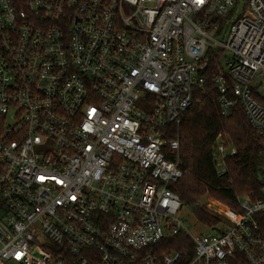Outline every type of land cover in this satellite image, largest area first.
I'll list each match as a JSON object with an SVG mask.
<instances>
[{"label":"built area","instance_id":"2783aa9c","mask_svg":"<svg viewBox=\"0 0 264 264\" xmlns=\"http://www.w3.org/2000/svg\"><path fill=\"white\" fill-rule=\"evenodd\" d=\"M215 49L221 115L264 140V0H0V264H264V188L200 236L172 190Z\"/></svg>","mask_w":264,"mask_h":264},{"label":"trees","instance_id":"16d2710c","mask_svg":"<svg viewBox=\"0 0 264 264\" xmlns=\"http://www.w3.org/2000/svg\"><path fill=\"white\" fill-rule=\"evenodd\" d=\"M210 62L203 72L204 84L196 90L195 100L183 114L180 124L168 129V137L179 144L178 163L183 177L172 187L181 204L192 208L203 225L219 223L216 216L199 210V202L209 197L238 211V197L260 199L264 188V140L247 121L239 106L223 117L217 103L213 76L218 72L222 50H211ZM221 138L235 150L225 160V173L215 170V146ZM240 264H247L238 258Z\"/></svg>","mask_w":264,"mask_h":264},{"label":"rangeland","instance_id":"374dc122","mask_svg":"<svg viewBox=\"0 0 264 264\" xmlns=\"http://www.w3.org/2000/svg\"><path fill=\"white\" fill-rule=\"evenodd\" d=\"M227 33V27L225 24H222L219 27V32H212L210 34V36L215 39L218 42H223L225 40V34ZM231 59V56L229 53L227 52H223L222 57L220 59L221 61V68L223 69V71L226 72L227 67L225 65V61H228ZM261 80H256V83H260ZM260 90L264 91V83L260 84ZM260 91V92H261ZM247 195L244 196H240L238 197V199H242V198H246ZM249 196V195H248ZM216 203H218L221 207H227L226 205H224L223 203L217 202L209 197L203 198L201 200V202H199L200 206L198 207L199 210L205 211L206 213L212 215V216H216L213 215V211L211 208L213 207H217L219 208ZM209 206V207H208ZM229 208V207H228ZM230 209V208H229ZM232 210V209H231ZM218 215V214H217ZM185 223L187 226H189V231L193 236H200L206 233V229L203 228L202 226H204L197 218H195V216L193 215V210L192 208H188L185 210Z\"/></svg>","mask_w":264,"mask_h":264},{"label":"water","instance_id":"95a60500","mask_svg":"<svg viewBox=\"0 0 264 264\" xmlns=\"http://www.w3.org/2000/svg\"><path fill=\"white\" fill-rule=\"evenodd\" d=\"M213 20H215V19H213Z\"/></svg>","mask_w":264,"mask_h":264}]
</instances>
